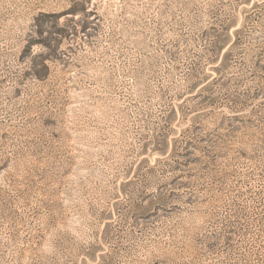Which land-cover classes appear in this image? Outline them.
I'll return each instance as SVG.
<instances>
[{"label": "rangeland", "instance_id": "374dc122", "mask_svg": "<svg viewBox=\"0 0 264 264\" xmlns=\"http://www.w3.org/2000/svg\"><path fill=\"white\" fill-rule=\"evenodd\" d=\"M0 264H264V0H0Z\"/></svg>", "mask_w": 264, "mask_h": 264}]
</instances>
